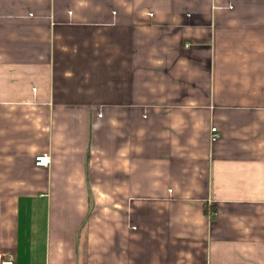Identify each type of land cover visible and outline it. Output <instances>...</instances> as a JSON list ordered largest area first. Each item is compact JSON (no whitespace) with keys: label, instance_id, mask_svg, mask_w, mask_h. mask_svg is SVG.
<instances>
[{"label":"crops","instance_id":"1","mask_svg":"<svg viewBox=\"0 0 264 264\" xmlns=\"http://www.w3.org/2000/svg\"><path fill=\"white\" fill-rule=\"evenodd\" d=\"M0 251L264 264V0H0Z\"/></svg>","mask_w":264,"mask_h":264},{"label":"built area","instance_id":"2","mask_svg":"<svg viewBox=\"0 0 264 264\" xmlns=\"http://www.w3.org/2000/svg\"><path fill=\"white\" fill-rule=\"evenodd\" d=\"M220 138L219 131L216 127L211 129V141L216 142ZM50 158L47 154L39 156L36 159V165L39 167H48ZM0 264H15V260L11 255L5 254L0 251Z\"/></svg>","mask_w":264,"mask_h":264}]
</instances>
